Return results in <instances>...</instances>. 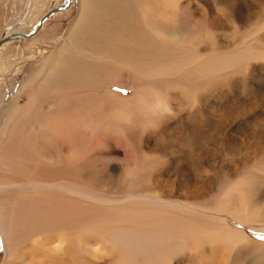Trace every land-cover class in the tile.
Wrapping results in <instances>:
<instances>
[{
    "label": "bare ground",
    "instance_id": "bare-ground-1",
    "mask_svg": "<svg viewBox=\"0 0 264 264\" xmlns=\"http://www.w3.org/2000/svg\"><path fill=\"white\" fill-rule=\"evenodd\" d=\"M201 1L79 0L76 15L64 35L59 37L61 40L46 63L44 74L42 66L28 74L20 87H26L36 77L37 83L30 84L29 90L24 92V104L14 103L0 123V231L5 243L4 264H234L232 248L228 249L224 244L232 241L235 245L241 238L223 231L220 237L223 244H219L217 240L206 241L196 236L201 233L207 237L218 231L208 222L200 223L181 215L178 210L151 202L144 206L138 202L100 207L65 195V191L71 189L99 190L96 186L100 181L108 183L109 189H113V183L130 182L133 176L130 168L137 169L142 167L137 164L149 162L156 164L160 160L155 153V144L150 152L147 140L150 138L156 143L160 136L170 134L167 131L169 125H174L173 131L178 136L183 123L191 136H211L230 124L218 123L213 116L217 110L214 105L218 102L208 96L213 87L212 79L219 71L241 72L250 54L244 48H235L229 51L231 56L226 60L218 59L214 51L202 59L196 55L192 48L199 40L193 38L191 40L196 41L191 44L193 35L200 33L204 41L211 43L218 28L221 25L228 28L232 21L226 15L222 18L226 5L213 1L214 8L209 7L213 14L207 17L205 11H200ZM23 7L22 12L27 10L22 18L13 20L14 17L5 23L6 28L0 34V48L9 38L18 40L40 29L42 18L36 20L31 32L17 25L30 22L32 0H25ZM186 7L193 11L192 22L201 24L187 40L180 32V15L173 18L171 11V8L183 11ZM61 9L52 10L49 15ZM260 21V28H264V16ZM13 25L17 26L11 29ZM259 39L264 40V36ZM165 77L174 78L164 83V99L139 102L141 95L138 96L135 103L148 104L141 109L148 117L147 120L135 119L131 125L124 122L129 112L126 110L127 99L114 93L93 92L105 82L123 84L126 81L129 87H136L139 80ZM179 87L184 91L174 104L167 97L170 91ZM183 97H188L192 104L183 108L182 101L186 100ZM200 98L207 102L211 99L213 109L209 108V112L198 109ZM40 102L48 105L45 112L39 111ZM233 103L234 100L229 107L232 108ZM256 106L254 98L250 97L246 107L236 105L227 110L226 116L233 119L240 107L255 115ZM166 114L174 120L161 121ZM188 121L190 125L186 124ZM203 122L206 128L209 125L208 135L204 134L205 126L200 127ZM147 128L150 129L145 130ZM238 134L245 135L246 141L248 137L252 138L251 134L242 131ZM259 143H254L251 160H245L242 166L256 162L255 148L260 146ZM105 146L110 150L121 148L119 154L122 156L111 169L121 171L123 175L119 174L120 177L111 182L100 170L98 173L89 159L95 156V149L104 153ZM137 152L141 153L140 157L136 156ZM259 153L264 154V145ZM195 168L201 171L203 166L195 164ZM157 170L161 174L163 168ZM258 170L252 174L247 171L237 179L232 191L228 189L220 196H209L220 204L202 202V205L218 206L250 221L264 222V203L254 199L261 195L257 196V184L251 181L264 179V173H261L264 167H258ZM153 176L150 172V178ZM133 189V194L176 197H181V190H186L178 187L174 192L175 187H166L159 176H155L154 183L133 186ZM201 195L198 193L196 199L200 200ZM198 200L194 203L199 204ZM256 217L258 219H254Z\"/></svg>",
    "mask_w": 264,
    "mask_h": 264
},
{
    "label": "rangeland",
    "instance_id": "rangeland-1",
    "mask_svg": "<svg viewBox=\"0 0 264 264\" xmlns=\"http://www.w3.org/2000/svg\"><path fill=\"white\" fill-rule=\"evenodd\" d=\"M66 1L67 0H32V8L29 15L31 18H29L30 22L17 25H22V29L31 32L35 29L36 20L42 18L43 21L39 24V33L37 31L34 34L18 40L9 38L2 44L0 48V123L6 118L5 115L7 110L11 108L14 103L20 106L24 104L26 100L24 92L29 90L28 86H30V84H36L38 78L36 77L35 80L31 81L24 88L20 87L23 85L22 81L25 80L29 73L36 70L39 66H42V74H44L47 67L46 63L54 52L56 44L61 40L59 37L64 35L71 20L75 17L79 0H70L67 6L61 7V10L50 15L46 13L47 10L51 12L56 6H61ZM204 1L205 4H203ZM213 1H218L219 5L224 4L227 6V8L223 10L224 12L222 11V18L224 19L226 15V17L230 18L232 21H230V26H228V28H226V26L224 27V25L218 28L217 36L211 43L210 41L208 42V40L204 41L200 33L190 38L191 33L195 29L198 30V28L201 27V24L197 25L195 22H192L193 20H191L190 17L193 11H191V8L189 10V8L186 7L183 11L171 8V11L173 13V18H179V15L181 17V19H179L182 27L180 32L184 33L183 38L185 40L190 38L191 44L196 41L191 39L197 38L199 40L198 45L193 46L192 49L195 50L196 55L200 56L201 59L206 58L214 51L218 59L226 60L230 55L229 51H234L235 48H244L250 54L247 64L241 72L237 71V73L232 74V70L230 72L219 71L217 76L212 79L213 87L209 95L207 94L209 98L211 97L212 100L215 99L218 102V104L214 105L217 110L213 114L216 121L218 120V123L223 122L230 124L227 127L226 125H222V127L226 128L214 132L211 136H191L186 132L187 126H185L184 123L181 133L178 136L175 131H173L174 125H169L167 131L170 132V134L162 135L156 139V141H158L156 142L157 144L150 138L147 140L149 142L150 152L152 146L155 144L157 149L155 153L157 159L160 160L156 164L149 162L146 165L137 164V166H142L137 169L130 168L133 175L129 180L130 182H123L122 184L113 183V189H109L106 186L108 183H102V181H100L96 186L100 188L99 190L86 192L83 190L71 189L70 192H68V190L65 191L67 192L65 195L100 207H114L138 202H141V205L144 206V203L151 202L156 205H163L171 210H178L181 212V215H185V217L196 219L200 223L204 222L207 224L208 222L212 224L214 228H217L218 231L208 234L207 237H203L201 233H196L195 235L201 239L206 241L211 240L213 242L217 240L219 244H223L220 238L223 231L230 232L233 237L239 236L241 240L235 245L232 241L224 244L228 249L232 248L234 264H251L257 261L261 263L264 262V239H262V237H264V222H253L250 221L251 219L248 220L243 216L228 212L218 206L202 205V202L203 204H220L218 200H212L209 196H220L228 189L232 191L236 184V180L241 179L247 171L252 174L254 173L252 171L256 169L259 172L258 167H264V154L261 155L262 153H259L260 148L264 145V40L261 41L259 39L264 36V28H260L259 25L261 24L259 19L264 16V0H203L199 7L200 11L203 10L206 12L207 17L213 14L209 11V7L214 8V6H212ZM24 2L25 0H0V34L6 28L5 23L9 21V19L11 20L15 17L13 19L15 20L17 17L22 18L24 16V12L27 10L22 12L24 10ZM229 14H231L232 19ZM17 25H13L11 29ZM170 78L173 79L174 77ZM170 78L139 80L136 87H129L126 81H124L123 84L116 83L117 85L112 82H105L100 84L93 92H96V94H103V92L109 94L114 93L119 95L122 99H127L128 104L126 110H129V112L126 113L124 122L126 125H131L132 121L135 119L147 120L148 114L141 111V109H143L142 106H147L148 104L142 105V103L139 102L158 98L162 101L164 99V83ZM105 84H107V86H104ZM202 87L203 90H207L205 86ZM182 91L184 90H182L181 87H179L178 90L170 91L171 93H169V97L167 98L173 100L174 104H177ZM138 96H140L139 102L135 103ZM250 97L252 99L254 98L255 105H257L256 108L258 110H254L257 111L255 115L252 111L250 112L246 109L241 110L240 107L238 108V114L234 116L233 119L226 116L228 114L227 110H231L236 105L246 107ZM183 99H186L182 101L183 108L192 104V101L188 97H183ZM200 99L201 102L198 101V109L207 112L213 109V106H210L212 102L211 99L210 102L205 101L203 98ZM232 100H234V103L231 108L229 104ZM173 103H171V106L176 107ZM47 106L48 105L40 102L39 111L45 112ZM250 108L256 109L255 107ZM163 111L169 113L166 109H163ZM162 119L161 121L165 119L170 121L174 120L169 114H166ZM188 122L186 124L190 125V121ZM260 125H262L263 128ZM204 126L205 123L203 122L200 127ZM232 126H234V128L231 130ZM145 130H143V133ZM208 130H210L209 125H207V128L206 126L203 128L204 134L206 133L208 135ZM241 131L247 133L246 135L251 134L252 138L248 137L246 141L245 135L238 134ZM258 140L260 141V146L255 148V153L259 157L255 155L257 158L255 163L258 161L260 162V160L262 162L258 164L253 163L251 165L248 163L249 165L242 166V162L251 160L250 156L253 155L252 150L254 149V143L259 142ZM98 151H100V153ZM119 151H121L120 147L115 150H110L109 146H105L104 153L101 150L95 149V156L89 157L90 161L94 162L96 170H100L101 174L108 178L110 182L115 181L116 178L123 175L121 171L113 172L111 169L116 166L115 163L117 162V158L122 156L119 154ZM238 152H240V155ZM136 154H138L136 155L137 157L141 156L140 152ZM167 155H169V157ZM171 156L173 158H171ZM195 164L202 165L203 169L201 171L197 170ZM160 167L163 168L161 174L157 170ZM155 168L156 170H154ZM233 171L236 172L235 175ZM150 172L154 175L153 178H150ZM155 176H159L161 181H165L166 187L174 186V192L178 191V187H182V189L186 188V190H181V197L172 195L156 196L145 193L133 194L131 192V190L134 191L133 186L140 187L141 185H146V183H154ZM251 181H254L255 185L257 184L256 186L259 191L257 196H262L258 199H254L257 200V203L263 204L264 179L258 181L257 178H254ZM112 190L120 191V193H115ZM205 192L209 194H204ZM198 193L202 194L200 200L196 199ZM226 198L228 197L226 196ZM196 200H198L199 204L194 203ZM254 219H258V217ZM5 254L4 238L0 231V264H4Z\"/></svg>",
    "mask_w": 264,
    "mask_h": 264
},
{
    "label": "water",
    "instance_id": "water-1",
    "mask_svg": "<svg viewBox=\"0 0 264 264\" xmlns=\"http://www.w3.org/2000/svg\"><path fill=\"white\" fill-rule=\"evenodd\" d=\"M69 2H70V0H67V1H66L64 4H62L61 6H56V7L54 8V10H55V9H59V8H61V7H65V6H67V5L69 4ZM46 13L49 14V13H50V10H47ZM45 15H46V14H45Z\"/></svg>",
    "mask_w": 264,
    "mask_h": 264
},
{
    "label": "snow or ice",
    "instance_id": "snow-or-ice-1",
    "mask_svg": "<svg viewBox=\"0 0 264 264\" xmlns=\"http://www.w3.org/2000/svg\"><path fill=\"white\" fill-rule=\"evenodd\" d=\"M262 239H264V237H262Z\"/></svg>",
    "mask_w": 264,
    "mask_h": 264
}]
</instances>
